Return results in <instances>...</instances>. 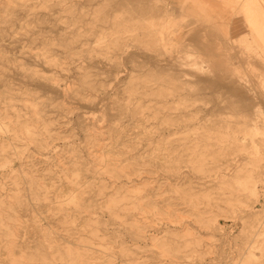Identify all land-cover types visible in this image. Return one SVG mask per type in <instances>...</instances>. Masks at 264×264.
<instances>
[{
	"label": "rangeland",
	"instance_id": "rangeland-1",
	"mask_svg": "<svg viewBox=\"0 0 264 264\" xmlns=\"http://www.w3.org/2000/svg\"><path fill=\"white\" fill-rule=\"evenodd\" d=\"M263 49L264 0H0V264H264V108L181 65L260 87Z\"/></svg>",
	"mask_w": 264,
	"mask_h": 264
},
{
	"label": "bare ground",
	"instance_id": "bare-ground-1",
	"mask_svg": "<svg viewBox=\"0 0 264 264\" xmlns=\"http://www.w3.org/2000/svg\"><path fill=\"white\" fill-rule=\"evenodd\" d=\"M206 14H208L210 17L213 18V15L211 16V12L210 11H206ZM148 21V20H146ZM145 22V21H144ZM127 21H124L123 23H115L114 27H123L126 28V30H130L131 28L135 27L136 25H132L133 23H128L126 25ZM152 26L157 27V26H161V24H157V23H152V22H145L142 23L141 25H139V27L141 28H151ZM131 27V28H130ZM130 28V29H129ZM150 34L152 33L149 32ZM157 34H162V32H157ZM145 39L144 36H138L137 37V42H139L140 44L143 43V40ZM118 41H114V43H116ZM262 52L264 53V49L262 50ZM47 52H43L40 53L38 55H36V58H43L44 59V63L45 64H50L48 66H41L43 68V70L39 71V70H32V71H26L25 72V76L27 78H29L30 80L34 81L36 83L37 87L43 88L45 90L51 91L52 93L56 94V95H60L63 97V99L68 98V95L70 94L69 92H65L62 91L60 86L61 84L57 81H55V79L50 76V73L52 72V68L51 67H55L56 69H61V67L59 65H57L56 62H51L47 59H45V57L47 56ZM132 57V56H130ZM261 59L262 61H264V55L261 53ZM185 60L187 61L185 64H181L182 66L185 67H189L192 69V73L190 74V76L193 78V80H196L198 83H205L208 84L211 87H215L218 89H225L228 92H230L233 96L240 98L241 102L244 101L245 104L244 106L247 107H261L264 108V98L262 96V94L259 92L261 89L260 88H264V81H262L261 86H257L255 84H251L250 87H235V86H231L228 85L226 86L222 81H217V82H211L209 81V77L207 75H212L213 72V63L210 59H206V56L201 54V53H197V54H188L185 57ZM53 65V66H52ZM109 64L106 65V68L108 67ZM71 69V68H70ZM201 74L203 76H206V78H203L201 76ZM204 79V80H203ZM53 82V83H51ZM81 85L84 86L85 82L82 81ZM251 96V97H250ZM250 103V104H247ZM240 106V105H239ZM104 109L106 110L108 108V106H103ZM81 109H98V104L96 102H87L85 104H83L81 106ZM118 111H120V113H122L123 108L120 109V106L117 108ZM101 111L104 113V110L101 108ZM128 112L131 114V116L136 115L137 111L135 109L130 110L128 108ZM88 121H93L99 124V130H101L102 132H107L108 131V126H105L101 121L102 119H94V118H90L87 116L84 117V122H88ZM68 203L71 205H78V199L77 197H71V199H68ZM113 205V204H112ZM207 222V225H209ZM51 234L48 233L47 237H49ZM264 234L261 233H257V232H253V241H251V245H253L251 247L249 256L250 258H254L255 257V251L260 250V251H264V238H261L260 240L257 239L259 236H262ZM259 243V244H258ZM46 247V245H45ZM47 247L49 249H52V246L50 243H47ZM250 249V248H249ZM64 252L61 253V256L63 257H70V251L69 250H63ZM247 253L245 252L243 254V257L245 258V255ZM243 258V259H244ZM11 264H24L23 260L21 261H12ZM251 264H254V262H252ZM263 264V263H261Z\"/></svg>",
	"mask_w": 264,
	"mask_h": 264
}]
</instances>
